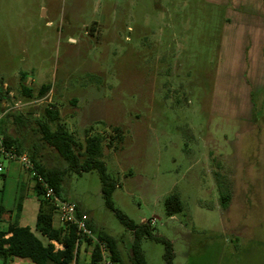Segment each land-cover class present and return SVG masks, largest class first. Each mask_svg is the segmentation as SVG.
<instances>
[{"label":"rangeland","instance_id":"rangeland-1","mask_svg":"<svg viewBox=\"0 0 264 264\" xmlns=\"http://www.w3.org/2000/svg\"><path fill=\"white\" fill-rule=\"evenodd\" d=\"M214 1L0 0V83L11 108L0 132L23 153L36 149L48 168L67 164L42 146L46 110L78 144L102 135L115 208L169 241L173 264H264V84L246 55L225 64L227 12L239 8ZM20 174L0 179V204L11 211L22 195L31 221L39 201ZM171 195L183 207L174 217L165 208ZM61 198L118 239L130 264L133 234L106 207L97 171L70 173ZM140 245L147 264H167L164 244Z\"/></svg>","mask_w":264,"mask_h":264},{"label":"trees","instance_id":"trees-1","mask_svg":"<svg viewBox=\"0 0 264 264\" xmlns=\"http://www.w3.org/2000/svg\"><path fill=\"white\" fill-rule=\"evenodd\" d=\"M22 78L24 79V77ZM50 89V85L43 86L40 90V96H44ZM24 91L27 95L31 94V91L26 88H24ZM46 118V121L38 122L42 146L50 147L56 151L59 157L67 164V167L48 168L43 163L42 157L38 155V151L34 149L29 151L28 156L39 177L61 197L63 186L70 173L80 175L97 171L102 182V194L106 207L114 212L121 224L133 234V242L128 250L130 264H147L145 253L140 245L143 238L152 239L164 244L166 246L165 259L167 264H173L172 245L169 241L163 237L154 235L148 222L138 226L123 212L115 208L112 202V194L117 189L118 184L108 173L106 163L103 161L104 137L102 135H89L85 139L84 145H81L78 144L65 125L60 122L57 113L46 110ZM52 123H56L55 129H52ZM113 130L118 136L116 139L119 145L122 141V132L119 128H114ZM2 133L5 145L8 148H15L18 154L24 152L20 142L9 136L6 131ZM0 177H3V174ZM32 180L35 181L33 191L39 201L35 231L33 232L29 227L20 226L24 199L20 195L9 226L6 229L0 227V258L4 261L13 258L28 259L33 264H79L81 246L86 244L90 247L89 264H102L104 259L101 255L99 244H94L92 240H85L83 243L77 244L79 236L75 227L54 226L55 209L44 198L41 184L34 179ZM75 205L77 218L80 220L84 219V214L80 210L79 205ZM165 208L169 217L182 213L183 207L180 197L178 195L168 197L165 201ZM5 211V208L1 205L0 226L3 223L2 215ZM85 222L96 236V239L106 244L109 260L114 264H126L119 248L118 239L103 231H97L90 219H85ZM36 233L41 235L47 243H44ZM55 244H58L60 248H57Z\"/></svg>","mask_w":264,"mask_h":264},{"label":"crops","instance_id":"crops-1","mask_svg":"<svg viewBox=\"0 0 264 264\" xmlns=\"http://www.w3.org/2000/svg\"><path fill=\"white\" fill-rule=\"evenodd\" d=\"M218 1H221L222 3H219ZM223 2L224 0H215L213 3L215 5L225 6L226 8L227 6H230V8L233 7L239 8L235 10L230 9L231 12L229 10L227 12V13H231L230 23L234 28L231 29V32L227 37L225 36L226 45H224L223 43L222 46V51L225 52L228 61L225 62V64L227 63L230 69H232V66H234L235 64L240 65V63L243 60L242 57L246 55L248 67L256 71L255 72L256 76L254 77L258 78L260 84L261 83L264 84V19L257 17L259 11L262 10V12H264L263 10L264 0H226V3ZM258 72H260L259 75ZM232 84L233 82H230L229 85L231 86ZM7 164L10 166L9 169L7 168ZM7 164L5 167V173L3 174V177H0V179H5V175L8 173L13 175L16 174L17 176L21 175L20 173H22V169L18 163L13 162ZM38 211H39V205L36 208V213H35L36 217L34 219L35 221L34 220L30 221L29 219L25 220L24 213L22 212L20 219V226L29 227L34 232ZM13 215H14V209H12L11 211H5V213L2 215L3 223H1L0 227L6 229L9 226V222L11 220V217H13ZM57 219L59 221V224L58 226H56L54 221V226L62 227V224L58 216ZM39 238L44 243H47V241L43 237H39ZM55 245H57L58 248L60 247L58 244ZM84 250L87 251V254L90 256V247H88L86 244H83L81 246V252ZM82 257L79 259L80 262L79 264H89L90 258H82ZM0 264H33V263L28 259L13 258L4 261L2 258H0Z\"/></svg>","mask_w":264,"mask_h":264},{"label":"built area","instance_id":"built-area-1","mask_svg":"<svg viewBox=\"0 0 264 264\" xmlns=\"http://www.w3.org/2000/svg\"><path fill=\"white\" fill-rule=\"evenodd\" d=\"M1 90L6 91L7 86L0 83V91ZM2 99V94L0 92V122L2 121V116L6 115L9 109H11ZM13 162L18 163L26 174L41 184L44 198L54 207L62 226H72L76 228L77 235L79 236L77 244L83 243L85 240H92L94 244H99L100 252L104 259L103 264H110L108 248L106 244L99 242L92 230L88 228L85 222V219L88 218L84 216V219H78L76 216V205L71 201H66L58 196L56 191L44 182L41 177H39L37 172L34 170L28 154H18L15 148H8L5 145L4 135L0 132V175L5 173L6 164Z\"/></svg>","mask_w":264,"mask_h":264},{"label":"flooded vegetation","instance_id":"flooded-vegetation-1","mask_svg":"<svg viewBox=\"0 0 264 264\" xmlns=\"http://www.w3.org/2000/svg\"><path fill=\"white\" fill-rule=\"evenodd\" d=\"M1 92V94H2V98H4V100H8V94H9V92L6 90V91H4V90H1L0 91ZM6 96H7V99H6Z\"/></svg>","mask_w":264,"mask_h":264},{"label":"water","instance_id":"water-1","mask_svg":"<svg viewBox=\"0 0 264 264\" xmlns=\"http://www.w3.org/2000/svg\"><path fill=\"white\" fill-rule=\"evenodd\" d=\"M146 222H144L143 224H145Z\"/></svg>","mask_w":264,"mask_h":264}]
</instances>
